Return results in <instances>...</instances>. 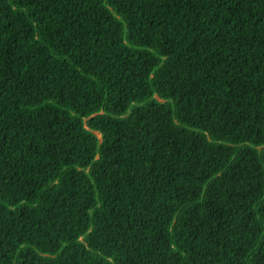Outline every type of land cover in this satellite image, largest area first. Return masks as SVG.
<instances>
[{
  "label": "trees",
  "instance_id": "trees-1",
  "mask_svg": "<svg viewBox=\"0 0 264 264\" xmlns=\"http://www.w3.org/2000/svg\"><path fill=\"white\" fill-rule=\"evenodd\" d=\"M0 264H264V0H0Z\"/></svg>",
  "mask_w": 264,
  "mask_h": 264
},
{
  "label": "rangeland",
  "instance_id": "rangeland-1",
  "mask_svg": "<svg viewBox=\"0 0 264 264\" xmlns=\"http://www.w3.org/2000/svg\"><path fill=\"white\" fill-rule=\"evenodd\" d=\"M98 137L101 139L100 135L97 133Z\"/></svg>",
  "mask_w": 264,
  "mask_h": 264
},
{
  "label": "water",
  "instance_id": "water-1",
  "mask_svg": "<svg viewBox=\"0 0 264 264\" xmlns=\"http://www.w3.org/2000/svg\"><path fill=\"white\" fill-rule=\"evenodd\" d=\"M99 134V133H98ZM100 135V137L102 138V135L101 134H99Z\"/></svg>",
  "mask_w": 264,
  "mask_h": 264
}]
</instances>
